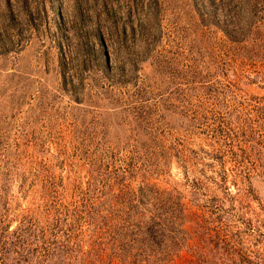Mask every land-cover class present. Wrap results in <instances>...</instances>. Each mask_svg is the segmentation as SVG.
Returning <instances> with one entry per match:
<instances>
[{
	"label": "rangeland",
	"instance_id": "374dc122",
	"mask_svg": "<svg viewBox=\"0 0 264 264\" xmlns=\"http://www.w3.org/2000/svg\"><path fill=\"white\" fill-rule=\"evenodd\" d=\"M27 226L30 264H264V0H0V264Z\"/></svg>",
	"mask_w": 264,
	"mask_h": 264
},
{
	"label": "trees",
	"instance_id": "16d2710c",
	"mask_svg": "<svg viewBox=\"0 0 264 264\" xmlns=\"http://www.w3.org/2000/svg\"><path fill=\"white\" fill-rule=\"evenodd\" d=\"M100 43L102 44V41L100 40ZM96 59L98 60V63L100 65H102V68L104 69V71H106V73L110 72L111 67L108 64V60L106 59L105 56H102L101 51L99 50L98 54L96 55ZM87 61H84V63H86ZM126 174H131V168H132V164L131 166L127 165ZM127 187V185L125 186ZM147 185L143 184V186H138L136 189V191L130 193L131 195H134L133 197H138V200H140L141 202H139L138 204H134V203H128V205L125 206V210H130V209H134L136 211V209H138V211L140 212V217L137 218L135 220L134 225L132 226L133 222L129 223L130 228H136V230H138V232L142 233V242L141 243H137V246H142L145 248L148 247H168L169 246V240L168 238V233H170L172 231V224L176 221V218H173V214L175 215V212L172 208V205L170 203L171 197H172V192L171 193H167L168 195H164L162 192H159L158 190H155V194H152V189H150L149 191V195H151L149 198L151 199L153 197V201L148 200L143 201V199L145 198L146 194H147ZM152 187V186H150ZM122 193V191H120V193L116 194L115 196L118 197L120 194ZM157 197L160 200H157ZM131 202V201H130ZM116 203V202H115ZM142 205V210L140 211ZM113 206V205H112ZM114 208L116 207H111V210L114 212ZM115 211H118V209H116ZM113 212L110 213V216L107 217V221H109V228H118L119 225H125V223H127L126 221L128 220V217H123L118 215L117 213L114 214L113 216ZM143 215V216H142ZM182 216V215H181ZM136 224V225H135ZM62 227V226H59ZM28 231V234H24L23 233H18V231H22L20 229V227H18L17 230H15V232H13L11 238H12V245L19 247L20 246V251H15V256L17 257H10L11 259H14V263L15 264H30L29 263V256H32V253L34 252V249L32 251H28L27 250V245L26 242H23L24 240L27 241L26 236H32L29 232L30 229H28V226L25 227ZM183 230V235L184 232H186V229L182 227ZM25 230V232H27ZM181 231V229H180ZM53 235L52 237H65V243H57V242H52V241H45V246L47 247V245H50L47 249L45 247L44 251L40 254L41 257L44 260H49L51 259L54 255H56L55 253L57 252H61V255H64V253L67 251V248H64L67 246V233H63V234H51ZM182 235V236H183ZM8 236H4L5 238V245H7L8 241L7 238ZM10 238V237H9ZM22 238L24 240H22ZM135 240V239H134ZM179 241V239H178ZM174 245L177 244V241L173 243ZM171 248V247H168ZM27 250V251H26ZM27 252L28 256L24 255V252ZM4 255L2 257V261L3 264H8L9 261H11V259H9V254H2Z\"/></svg>",
	"mask_w": 264,
	"mask_h": 264
}]
</instances>
